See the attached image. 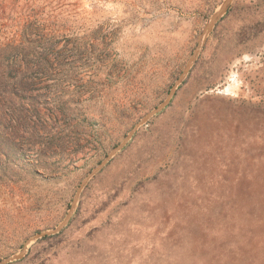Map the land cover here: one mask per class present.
Segmentation results:
<instances>
[{"label":"rangeland","instance_id":"374dc122","mask_svg":"<svg viewBox=\"0 0 264 264\" xmlns=\"http://www.w3.org/2000/svg\"><path fill=\"white\" fill-rule=\"evenodd\" d=\"M226 1L0 0V261L264 264V0Z\"/></svg>","mask_w":264,"mask_h":264},{"label":"water","instance_id":"95a60500","mask_svg":"<svg viewBox=\"0 0 264 264\" xmlns=\"http://www.w3.org/2000/svg\"><path fill=\"white\" fill-rule=\"evenodd\" d=\"M231 0H227L226 3L222 6L221 10L213 17L212 21H211V25L210 27L213 25V23L220 17V15L228 8L229 4H230ZM210 27L208 28V30L210 29ZM169 103V100L165 101L161 106H159L157 109H155L154 111H152L151 113H149L146 117H144L142 119V121H146L148 118H150L151 116H153L155 113H157L158 111L162 110L167 104ZM132 134V133H131ZM126 140L117 148V149H120L121 147L124 146ZM108 161V160H107ZM105 163H103L101 166H103ZM100 166V167H101ZM69 220V217L66 218V220L56 229L52 230V231H48V232H43L41 233L40 235H37L36 237H41V236H45V235H48V234H52V233H55V232H58L60 229L63 228V226L68 222ZM22 253L10 258V259H7L5 261H0V264H5V263H8L9 261H11L12 259H16V258H19L21 257Z\"/></svg>","mask_w":264,"mask_h":264},{"label":"bare ground","instance_id":"6f19581e","mask_svg":"<svg viewBox=\"0 0 264 264\" xmlns=\"http://www.w3.org/2000/svg\"><path fill=\"white\" fill-rule=\"evenodd\" d=\"M210 27V24L207 26V28Z\"/></svg>","mask_w":264,"mask_h":264}]
</instances>
